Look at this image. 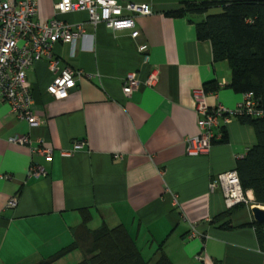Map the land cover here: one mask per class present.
Masks as SVG:
<instances>
[{"label":"crops","instance_id":"obj_1","mask_svg":"<svg viewBox=\"0 0 264 264\" xmlns=\"http://www.w3.org/2000/svg\"><path fill=\"white\" fill-rule=\"evenodd\" d=\"M59 1L39 0L38 20L52 19ZM123 1L152 7L151 15L136 18L137 39L131 30L93 24L86 12L60 16L74 30L84 27L74 45L59 42L54 48L62 67L82 76L67 99H56L48 93L55 78L48 60L34 63L28 80L38 125L18 119L0 95V264H37L73 243L77 249L54 264L74 255L80 262L94 233L120 225L146 259L156 258L163 245L174 264H264L253 191L251 205L217 220L228 209L223 190L211 188L257 144L254 127L222 116L211 151L188 154V140L201 132L195 92L218 84L207 96L211 107L233 108L244 95L230 86L229 63L216 62L212 43L197 36L196 23L222 10L171 13L188 3L221 0ZM143 43L150 45L149 63L138 49ZM154 69L155 86L142 84L131 96L124 94L129 73L145 81ZM15 136H29L31 145L13 143ZM41 142L54 149L51 161L33 157L31 147ZM33 160L45 167L46 177H28ZM13 198L17 204L11 207ZM83 212L91 215L86 224ZM193 224L204 238L190 239Z\"/></svg>","mask_w":264,"mask_h":264},{"label":"built area","instance_id":"obj_2","mask_svg":"<svg viewBox=\"0 0 264 264\" xmlns=\"http://www.w3.org/2000/svg\"><path fill=\"white\" fill-rule=\"evenodd\" d=\"M39 10V0H0V95L1 99L9 104L11 113L20 120H26L31 126L39 124L34 114V96L28 80V72L35 62L44 58L48 60L49 67L55 74L52 84L48 87V93L56 99H67L77 87L78 78L82 76V71L68 66L62 67L54 54L57 43L74 45L80 36H84L83 25H78L77 30H74L72 25L60 19L61 15L86 12L93 24L103 23L114 31L131 30L132 37L137 39L141 32L137 28L136 18L153 13L149 4L123 0H60L56 4L55 16L47 22L38 20ZM138 49L144 57V62L149 63L150 45L143 43ZM158 76L157 69H154L149 77L142 81L138 72H131L124 79L123 92L126 96H131L142 84L155 86ZM243 95V101L233 108L224 105L211 107L207 101L208 93L204 89L195 92L201 132L188 140L189 155L197 156L211 151L219 137L215 128L219 126L220 117H264L262 98L254 92H246ZM11 141L20 145H31L29 136H15ZM80 147L81 145H77V148ZM31 152L35 158L42 157L51 161L54 149L41 142L31 147ZM47 175L45 167L33 160L28 177L39 179ZM211 188L223 190L228 210L253 203L251 191L243 189L236 169L219 174ZM16 204L17 198H13L9 203L11 207ZM204 237L197 224H193L190 239ZM196 258L204 261L202 255Z\"/></svg>","mask_w":264,"mask_h":264},{"label":"trees","instance_id":"obj_3","mask_svg":"<svg viewBox=\"0 0 264 264\" xmlns=\"http://www.w3.org/2000/svg\"><path fill=\"white\" fill-rule=\"evenodd\" d=\"M219 8L220 13L208 14L196 23L199 40H209L213 46L216 62L227 61L232 70L231 88L236 93L254 92L262 98L264 107V0H221L203 3H188L186 8L172 15H203ZM215 82L205 84L206 93L218 91ZM240 121L254 127L257 144L237 161V171L245 191L252 190L257 205L264 206V117H240ZM225 137L222 142H227ZM240 206V205H239ZM233 209L221 214L228 217ZM87 214L86 212H83ZM91 215L85 216V224ZM215 219V220H216ZM229 223L223 225L228 227ZM257 236L264 247V224L253 222ZM160 245L156 258L146 259L123 226H103L94 233L93 246L77 264H174ZM73 243L54 256L37 264H54V261L77 249ZM154 262H153V261ZM152 261V262H151Z\"/></svg>","mask_w":264,"mask_h":264},{"label":"water","instance_id":"obj_4","mask_svg":"<svg viewBox=\"0 0 264 264\" xmlns=\"http://www.w3.org/2000/svg\"><path fill=\"white\" fill-rule=\"evenodd\" d=\"M252 212L255 218V221L261 224H264V209L261 208L259 205H255L252 208Z\"/></svg>","mask_w":264,"mask_h":264},{"label":"rangeland","instance_id":"obj_5","mask_svg":"<svg viewBox=\"0 0 264 264\" xmlns=\"http://www.w3.org/2000/svg\"><path fill=\"white\" fill-rule=\"evenodd\" d=\"M215 12L218 13L219 10H218V11H215ZM256 205H257V204H256ZM259 206H262V205H259ZM146 246H147V245H143V244L140 245V247L143 248V250H145V254H146V252H147V251H146V250H147V249H146ZM78 255H79V254H78ZM78 260H79V257L76 256V255H74V256H73L72 258H70V259L68 258V259H66V260H63V262H61L60 264H77V262H79ZM152 261H153V260H152ZM152 261H151V262H152ZM153 262H154V261H153Z\"/></svg>","mask_w":264,"mask_h":264},{"label":"bare ground","instance_id":"obj_6","mask_svg":"<svg viewBox=\"0 0 264 264\" xmlns=\"http://www.w3.org/2000/svg\"><path fill=\"white\" fill-rule=\"evenodd\" d=\"M263 209V208H262Z\"/></svg>","mask_w":264,"mask_h":264}]
</instances>
